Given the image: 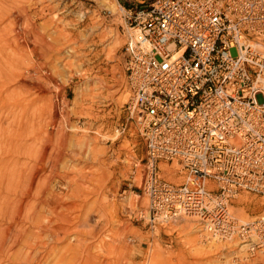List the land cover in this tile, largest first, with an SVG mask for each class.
<instances>
[{
  "label": "rangeland",
  "instance_id": "374dc122",
  "mask_svg": "<svg viewBox=\"0 0 264 264\" xmlns=\"http://www.w3.org/2000/svg\"><path fill=\"white\" fill-rule=\"evenodd\" d=\"M101 2L0 0V59L19 61L28 84L37 85L27 99H35L41 136L49 104L53 163L48 169L39 160L34 199L20 198L36 217L19 224L32 248L20 237L12 252L7 241L0 264H224L233 255L236 264H264L259 253L237 251L243 244L235 237L207 243L193 217L154 229L128 218L140 201L137 183L129 184L143 142L123 109L128 92L120 56L122 20L116 7L112 15L99 12ZM82 6L90 14L81 21ZM19 156L20 164H28ZM160 166L162 176L181 183L176 163ZM230 210L239 223L252 221L264 215V197L243 191L232 198Z\"/></svg>",
  "mask_w": 264,
  "mask_h": 264
},
{
  "label": "built area",
  "instance_id": "2783aa9c",
  "mask_svg": "<svg viewBox=\"0 0 264 264\" xmlns=\"http://www.w3.org/2000/svg\"><path fill=\"white\" fill-rule=\"evenodd\" d=\"M100 1L122 20L123 109L143 142L128 218L155 228L190 216L204 241L264 247V215L239 223L230 210L243 191L264 197V0ZM173 163L181 183L161 174Z\"/></svg>",
  "mask_w": 264,
  "mask_h": 264
},
{
  "label": "bare ground",
  "instance_id": "6f19581e",
  "mask_svg": "<svg viewBox=\"0 0 264 264\" xmlns=\"http://www.w3.org/2000/svg\"><path fill=\"white\" fill-rule=\"evenodd\" d=\"M103 4L111 11L115 9L114 2L105 1ZM111 42L112 39L109 43ZM70 53L71 50L69 48L67 49V46L63 48L64 57L70 56ZM2 59L3 58L0 59V220L5 222L6 225L0 227V257H3L2 254L4 253V246L7 241H10V244H12L11 250L13 246L21 242L20 237L23 232L22 229L19 228V224L23 222L24 219H36L30 211H25L22 208L20 198L25 194H32L31 198H33L34 187H37L36 172L39 168L37 165L39 160L45 159V165L48 169H51L52 163L51 153L48 150L50 143H52V135L49 131V126L52 121L51 108L49 104H47V119L44 125V134L41 136L38 123L39 113L37 112L36 106H34L35 99H27V95L31 94L32 90H37V85L31 82L32 84L30 86L25 77L22 76L21 63L19 61L11 60L2 62ZM10 83L14 85L13 88H10ZM27 141H29V144H27ZM19 155H25L28 164H20ZM33 208L32 206L31 210H33ZM155 231L157 230L155 229ZM236 239L239 240V244L243 241H247H241L238 237H236ZM21 240L23 243V238ZM211 240L206 242L210 243ZM214 241L222 240L215 238ZM24 242L26 244L25 247L28 248L30 243H26L27 241ZM29 247L32 248V245ZM244 250L251 256L259 253L261 257H264V247L252 248L251 244H243L237 251ZM234 256L235 255L224 264H236L237 257ZM18 259L20 262L21 260L19 257ZM28 259L30 260V257ZM2 261L3 260L0 259V263Z\"/></svg>",
  "mask_w": 264,
  "mask_h": 264
}]
</instances>
